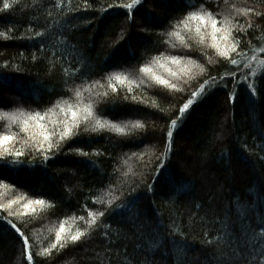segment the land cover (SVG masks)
I'll use <instances>...</instances> for the list:
<instances>
[{
	"label": "trees",
	"instance_id": "trees-1",
	"mask_svg": "<svg viewBox=\"0 0 264 264\" xmlns=\"http://www.w3.org/2000/svg\"><path fill=\"white\" fill-rule=\"evenodd\" d=\"M4 3L0 0V31L8 38L0 37V113L43 112L52 107L72 84L63 68L78 70L77 75L86 73L89 83H104L101 78L106 73L135 72L167 49L205 64L208 71L188 84L176 81L183 88L180 92L142 85L131 95L144 103L125 101L121 89L96 108L115 123L140 121L143 129L126 128L124 136L107 130L81 132L47 162L39 154L35 158L25 155L17 167L0 162V179L14 186L0 188V203L23 197L20 205H13L20 215L9 216L0 209V264H101L97 254L106 258V264H142L145 257L153 264H188L193 255L210 258L199 243L205 232L234 246L246 245V254L259 251L252 236L264 222V79H255L253 97L245 85L233 88L231 78L220 80L234 66L216 62L214 50L207 49L214 61L207 65L197 45L191 51L173 50L161 43L159 33L167 32L192 6L203 4L218 19L233 5L251 8L249 16L234 18L245 28L249 19L253 24L246 33L236 34L241 41L239 51L264 59V53L253 51L264 47V15H255L264 13V0H143L131 10V20L129 10L118 6L131 0H61L60 7L57 0H7L9 9L3 8ZM122 30L124 38L120 39ZM36 32L43 35L36 36ZM173 42L178 43L175 38ZM33 54L37 59H32ZM233 58L242 59L236 54ZM161 71L167 75L157 69ZM247 71L241 64L237 78ZM209 75L217 78V84L211 88L205 84L206 94L197 97L180 118L179 109ZM53 119L50 114L45 122ZM173 119L177 121L174 128ZM8 123L0 120V131ZM17 130L18 125H12V131ZM169 130L173 132L170 141ZM70 148H80L90 156L76 155ZM109 187L120 196L112 207L134 201L132 211L106 212L102 220L111 225L108 236L101 228L91 239L82 238L45 255L60 223L67 220L66 229L72 231L83 228V222H73L71 217L85 215L87 219V211L102 210L105 205L91 201ZM3 193L8 198H1ZM37 198L54 206L43 210L34 206L35 213L23 208L27 200ZM13 224L29 238L30 247L22 244ZM173 229L183 236L169 235ZM29 251L31 262L26 259ZM226 251L231 254V249Z\"/></svg>",
	"mask_w": 264,
	"mask_h": 264
},
{
	"label": "snow or ice",
	"instance_id": "snow-or-ice-1",
	"mask_svg": "<svg viewBox=\"0 0 264 264\" xmlns=\"http://www.w3.org/2000/svg\"><path fill=\"white\" fill-rule=\"evenodd\" d=\"M142 3L143 0H131V3H124L118 6L129 10L128 19L131 20V10ZM56 6H61V0H57ZM10 7L11 5L5 0L3 8L9 9ZM69 10H72L71 7ZM252 12L253 9L251 8L239 9L233 5L228 14L222 13V19H218L211 11L205 9L203 4L199 7L192 6L180 19L171 23L167 32L159 33V36L163 38L161 43L173 50L183 49L186 51H191L195 44L201 51V55L207 65L214 63L212 57L207 54V49L214 50L215 56L219 58L216 62L223 61L225 64L234 66V68L226 70L220 80L231 78L233 88L243 84L249 89L251 95L255 97L257 94L255 79L257 77L264 79V59L258 58L255 54L249 57L244 52L239 51L241 41L236 34L246 33L248 28L253 27L252 21L250 19L247 21V28L240 25L238 21L234 22L235 15L247 17ZM255 15L260 16L264 15V13L255 12ZM193 23H195L194 27ZM35 35L42 36L43 33L36 32ZM0 37L8 38L3 31H0ZM123 38L124 30L121 31L120 36V39ZM173 38L178 43L173 42ZM253 51L254 53H264V47L254 48ZM233 54L241 56L242 59L233 58ZM32 59H37L35 54H33ZM185 60H187V63H185ZM253 61H255V66H253ZM52 63L55 66V62ZM241 64L248 71L237 78V71L240 70ZM172 66H175V70ZM157 69H163L167 75L158 73ZM196 69H199V71L195 72ZM62 71L65 75L72 78V84L66 88V91L55 101L52 107L47 108L43 112L18 109L15 112L4 111L0 113V120L9 122L6 130L0 131V162L7 161L9 167H17L24 162L23 157L29 154H32L33 158H35L34 154H39L42 162H47L49 159H54L56 154L62 153L65 144L80 136L81 132L91 131L99 133L107 130L124 136L128 134L126 133V128L129 131L132 129H143L145 125L140 121L115 123L105 118L103 111L97 112L96 108L110 94H117L121 89L125 92L123 97L125 101L137 104H142L144 101L137 100L136 96L131 94L134 88H141L142 85L148 88L156 86L170 91H183V88L176 81L188 84L190 80L202 76L208 71V68L205 64L198 63L190 56L174 55L166 49L160 55L152 56L143 62L135 72L113 71L106 73L101 78L104 83H101V80H92L89 83L85 79L86 73L77 75L78 70L75 69L70 71L68 68H63ZM76 80H80V83L76 84ZM64 83L68 85L67 80ZM205 84L211 88L217 84V78L209 75L204 84H201L197 91L191 93L187 101L179 109L178 116L180 118H183V114L189 110L197 97L206 94ZM223 86L227 87V84ZM85 93H87V96H85ZM230 99H234V93L230 95ZM50 114L55 116L56 119L46 123L45 121ZM30 124L32 127H30ZM170 124L174 128L177 121L173 119ZM12 125H18V130L12 131ZM32 128L37 131H33ZM172 136L173 132L169 130L167 132L169 141ZM68 151L79 156H90L89 152L80 148H70ZM96 155H99V153H96ZM157 159L159 160L160 157L158 156ZM159 167L163 168V163ZM124 175L126 176L128 173ZM13 187L0 179V188L11 189ZM151 187V185L148 186L149 190H151ZM134 191L135 189H133ZM21 199L23 197L9 199L7 203H0V209L6 211L9 216L20 215L19 212L13 209V205H20ZM119 199L120 196L115 194L112 187H109L108 191L103 195L96 196L95 200L91 201L92 204L105 205V207L102 210L87 211V219L85 215H73L71 217L73 222L76 220L83 222V228L76 227L74 231L68 230L66 229L68 221L64 220L61 222L58 231L55 233L54 241L50 243L49 247L44 249V254L50 256L53 250H63L69 244L75 245L80 242L82 238L91 239L92 233L99 231L101 228L105 230L102 234L108 236L110 234L108 230L111 225L102 220L106 212L112 214L115 213L116 209H127L128 212H131L132 205L135 203L132 201L129 204H117L114 209L112 206ZM34 206H41V210H43L45 207L51 208L54 205L42 198L29 199L23 204L24 209H30L33 213L36 212ZM12 227L18 233L22 244L30 247L29 238L24 232L16 228L15 224ZM113 231L115 230L113 229ZM173 233L183 236L179 229H173L169 235ZM252 242L259 246V251L255 255L246 254V245L234 246L230 241H222L220 236L209 237L208 232H205L203 239L199 243L208 252L210 258L201 259L200 255H193L188 264H264V222H261L260 230L254 232ZM226 248L231 249V254L226 251ZM97 258L101 259V264H106V258H101L100 254H97ZM26 259L29 262L32 261L33 256L30 251L27 253ZM128 264H132V262L129 261ZM142 264H153V262L148 261L147 257H145Z\"/></svg>",
	"mask_w": 264,
	"mask_h": 264
},
{
	"label": "rangeland",
	"instance_id": "rangeland-1",
	"mask_svg": "<svg viewBox=\"0 0 264 264\" xmlns=\"http://www.w3.org/2000/svg\"><path fill=\"white\" fill-rule=\"evenodd\" d=\"M172 67H174V68H175V66H172ZM158 71H160V70H158ZM161 72H162V71H161ZM162 73H163V72H162ZM2 197H3L4 199L8 198L7 196H5V195H4V193H3V194H1V198H2Z\"/></svg>",
	"mask_w": 264,
	"mask_h": 264
}]
</instances>
